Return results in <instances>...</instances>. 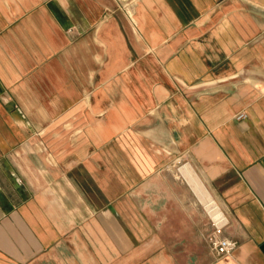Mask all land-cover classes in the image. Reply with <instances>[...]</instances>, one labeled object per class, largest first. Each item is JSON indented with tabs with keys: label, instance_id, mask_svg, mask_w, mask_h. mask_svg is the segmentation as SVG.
Returning <instances> with one entry per match:
<instances>
[{
	"label": "crops",
	"instance_id": "crops-1",
	"mask_svg": "<svg viewBox=\"0 0 264 264\" xmlns=\"http://www.w3.org/2000/svg\"><path fill=\"white\" fill-rule=\"evenodd\" d=\"M246 1L0 0V264H264V0Z\"/></svg>",
	"mask_w": 264,
	"mask_h": 264
},
{
	"label": "built area",
	"instance_id": "built-area-1",
	"mask_svg": "<svg viewBox=\"0 0 264 264\" xmlns=\"http://www.w3.org/2000/svg\"><path fill=\"white\" fill-rule=\"evenodd\" d=\"M246 112H240L237 114V119L247 118ZM210 197L202 201L196 194L199 203L201 204L208 220L210 230L208 233V240L212 248L217 252L219 256H226L231 254L236 246V242L223 236L225 228L229 224V217L222 206L217 200L209 194Z\"/></svg>",
	"mask_w": 264,
	"mask_h": 264
},
{
	"label": "bare ground",
	"instance_id": "bare-ground-1",
	"mask_svg": "<svg viewBox=\"0 0 264 264\" xmlns=\"http://www.w3.org/2000/svg\"><path fill=\"white\" fill-rule=\"evenodd\" d=\"M179 170L186 179L187 183L193 188L194 192L200 197L202 201L210 197V192L197 174L193 165L190 162H184Z\"/></svg>",
	"mask_w": 264,
	"mask_h": 264
},
{
	"label": "rangeland",
	"instance_id": "rangeland-1",
	"mask_svg": "<svg viewBox=\"0 0 264 264\" xmlns=\"http://www.w3.org/2000/svg\"><path fill=\"white\" fill-rule=\"evenodd\" d=\"M236 2L238 1V2H240V3H245V4H247L248 2L246 1V0H235ZM262 1V0H261ZM254 2L253 1H251V4H253ZM255 15L257 16V15H259V16H261V18L263 17L264 18V14H258V13H255ZM264 31V30H263ZM254 33H255V30H253V29H251L250 28V30H248V35L250 36V38H253V36H254ZM261 42L260 43H262L261 45H262V47H264V32L261 34ZM247 40H249V37H248V39ZM250 43V48L251 49H254L255 48V45L257 46V44H259V43H257V44H254V43H252V42H249ZM257 79V78H256ZM184 163V161H175V162H173V164L175 165V167H174V170H175V174L186 184V186H187V188L192 192V194H193V196L196 198V200L198 201V199H197V196H196V193L194 192V190H193V188L187 183V181H186V179L184 178V176L181 174V172H180V170H179V167L182 165ZM199 202V201H198ZM200 206H201V204H200ZM201 208H202V206H201ZM202 210H203V208H202ZM204 211V210H203ZM205 213V212H204Z\"/></svg>",
	"mask_w": 264,
	"mask_h": 264
}]
</instances>
